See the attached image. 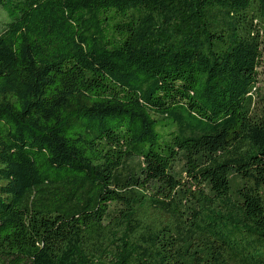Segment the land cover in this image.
Listing matches in <instances>:
<instances>
[{
    "label": "trees",
    "instance_id": "trees-1",
    "mask_svg": "<svg viewBox=\"0 0 264 264\" xmlns=\"http://www.w3.org/2000/svg\"><path fill=\"white\" fill-rule=\"evenodd\" d=\"M0 9V264H264V0Z\"/></svg>",
    "mask_w": 264,
    "mask_h": 264
},
{
    "label": "rangeland",
    "instance_id": "rangeland-1",
    "mask_svg": "<svg viewBox=\"0 0 264 264\" xmlns=\"http://www.w3.org/2000/svg\"><path fill=\"white\" fill-rule=\"evenodd\" d=\"M3 20H5V21L7 20L6 13L0 9V23ZM259 79H260V82L258 83V88H259L258 90L259 91L257 93L256 99H257V102H260L259 108L263 109V107H264V81L262 80L261 75H260ZM138 162L139 161L137 159H131V160H129L128 165H130L131 167L137 168ZM174 169L176 170V172L178 174H180L181 163L177 162L176 165L174 166ZM182 177H184V173L182 174Z\"/></svg>",
    "mask_w": 264,
    "mask_h": 264
}]
</instances>
